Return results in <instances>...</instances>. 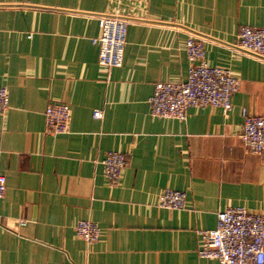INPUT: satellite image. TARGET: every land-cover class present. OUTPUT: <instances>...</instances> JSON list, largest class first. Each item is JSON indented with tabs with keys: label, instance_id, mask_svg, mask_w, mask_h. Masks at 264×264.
Listing matches in <instances>:
<instances>
[{
	"label": "crops",
	"instance_id": "obj_1",
	"mask_svg": "<svg viewBox=\"0 0 264 264\" xmlns=\"http://www.w3.org/2000/svg\"><path fill=\"white\" fill-rule=\"evenodd\" d=\"M112 13L129 22L123 64L107 67L92 38ZM242 25H264V0H0V264H220L199 256L197 228L230 206L264 210V163L242 138L244 110L264 114V59L236 47ZM189 34L240 79L232 108L154 115L156 82L187 78ZM51 100L69 104L67 132L46 130ZM109 150L128 157L117 184ZM166 187L186 206H158ZM80 218L99 241L75 234Z\"/></svg>",
	"mask_w": 264,
	"mask_h": 264
},
{
	"label": "built area",
	"instance_id": "obj_2",
	"mask_svg": "<svg viewBox=\"0 0 264 264\" xmlns=\"http://www.w3.org/2000/svg\"><path fill=\"white\" fill-rule=\"evenodd\" d=\"M136 1V0H134ZM129 19L121 13L100 14L101 32L92 38L99 45L98 61L112 67L121 66L124 59L127 25ZM236 47L242 52L264 59V25H242L237 34ZM185 50L189 60L184 81H159L150 96L152 114L186 120L191 106L220 107L224 112L232 108V95L240 87V79L230 67L212 65L206 59L204 39L189 34ZM8 107V90L0 85V115ZM46 130L53 133L68 131L70 107L65 101L51 100L44 109ZM96 118L103 117L100 108L94 110ZM243 144L257 153L264 163V114H251L244 110ZM128 163L127 155L120 150H109L102 159L104 172L111 184H117ZM6 190V177L0 173V197ZM186 191L166 187L159 194L157 205L165 208L186 206ZM23 224L24 220H18ZM77 236L95 243L102 236L98 222L80 218L74 225ZM200 237L198 254L217 258L220 264H264V210L251 211L244 206H230L217 213V223L212 228H197Z\"/></svg>",
	"mask_w": 264,
	"mask_h": 264
}]
</instances>
